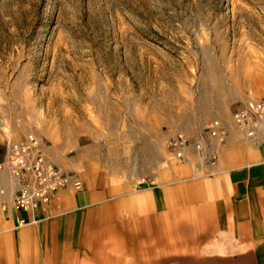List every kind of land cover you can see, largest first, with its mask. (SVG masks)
<instances>
[{"label": "rangeland", "instance_id": "obj_1", "mask_svg": "<svg viewBox=\"0 0 264 264\" xmlns=\"http://www.w3.org/2000/svg\"><path fill=\"white\" fill-rule=\"evenodd\" d=\"M259 64L264 0H0V158L33 133L65 148L66 170L148 189L138 216L78 249L19 250L4 225L0 264H264L252 227L185 208L165 146L207 124L211 97Z\"/></svg>", "mask_w": 264, "mask_h": 264}, {"label": "crops", "instance_id": "obj_2", "mask_svg": "<svg viewBox=\"0 0 264 264\" xmlns=\"http://www.w3.org/2000/svg\"><path fill=\"white\" fill-rule=\"evenodd\" d=\"M244 70L243 77L234 79L223 91L211 97V107L199 117L229 121L232 103L264 96V65ZM216 148L218 162L214 171L192 160L176 159L178 164L173 179L181 188V202L185 208L201 211L200 215L206 209H215L219 225L230 220L236 227H252L253 235L260 240L259 237L264 236V229L259 228L264 227V126L258 129L254 138H247L232 127L224 143L216 144ZM64 150L63 146L50 144L46 153L58 165L65 163V166L76 167L73 160L66 158L68 161L63 162L58 157ZM80 178L82 188L61 189L49 209L34 215L19 213L29 219H38L36 222L29 221L16 228L18 230L12 228V217L4 223L6 227L12 226L9 231L15 235L19 250L28 241L41 244V248L57 249L62 245L78 249L88 236L121 225L125 217L138 216L147 204L145 193L148 189L137 186L122 189L110 183L101 170L80 175ZM3 184L7 189L12 187V181L8 179H4ZM156 193L154 190L159 201Z\"/></svg>", "mask_w": 264, "mask_h": 264}, {"label": "built area", "instance_id": "obj_3", "mask_svg": "<svg viewBox=\"0 0 264 264\" xmlns=\"http://www.w3.org/2000/svg\"><path fill=\"white\" fill-rule=\"evenodd\" d=\"M264 126V96L240 100L231 107V122L212 119L192 134L177 130L166 140L167 151L178 160H192L214 171L218 162L216 144L226 140L232 127L247 138H254ZM12 181L7 189L3 180ZM83 182L77 172L68 171L47 155L44 143L33 133L7 141L0 158V231L11 217L15 227L38 219L34 215L49 209L57 193L66 187L81 189ZM17 213V214H15Z\"/></svg>", "mask_w": 264, "mask_h": 264}, {"label": "bare ground", "instance_id": "obj_4", "mask_svg": "<svg viewBox=\"0 0 264 264\" xmlns=\"http://www.w3.org/2000/svg\"><path fill=\"white\" fill-rule=\"evenodd\" d=\"M254 98V97H253ZM248 99V98H247ZM243 100H245V99H243ZM240 101V100H239ZM238 102V101H237ZM236 103V102H235ZM235 103H232L231 105H230V120L229 121H225V120H223V119H221V118H214V119H221V120H223V121H225V122H227V123H230L231 122V107H232V105L233 104H235ZM212 120V119H211ZM210 120V121H211ZM209 121V122H210ZM208 122V123H209ZM203 126V125H202ZM201 126V127H202ZM190 134V133H189ZM192 134V133H191ZM68 171H70V170H68ZM4 230H6V227L4 228ZM160 251V253H158V255H156V254H154V252L152 251V252H150V253H146L145 255H148V257L149 258H151V259H153V260H155V258H158L159 257V254H162L163 253V247H160V249H159ZM171 250V249H170ZM191 251L192 250H195V249H190ZM222 249L221 248H218V252H220ZM111 264H123V263H121V261H118V259L117 260H115L114 262H112Z\"/></svg>", "mask_w": 264, "mask_h": 264}]
</instances>
